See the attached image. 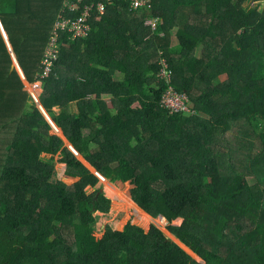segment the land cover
I'll use <instances>...</instances> for the list:
<instances>
[{
    "label": "trees",
    "instance_id": "trees-1",
    "mask_svg": "<svg viewBox=\"0 0 264 264\" xmlns=\"http://www.w3.org/2000/svg\"><path fill=\"white\" fill-rule=\"evenodd\" d=\"M257 1L151 0L135 9L132 0H112L88 37L69 41L61 32L39 102L77 155L94 152V169L49 134L52 125L11 71L0 28V264H264V6L244 7ZM77 14L65 0H0L28 83L39 81L56 24ZM154 18L162 23L152 30L146 22ZM162 61L189 111L162 104ZM57 154L80 178L53 194ZM95 169L135 184L130 200L149 217L164 216L168 233L203 262L162 230L131 222L121 231L108 226L95 249L89 234L111 207Z\"/></svg>",
    "mask_w": 264,
    "mask_h": 264
},
{
    "label": "rangeland",
    "instance_id": "rangeland-1",
    "mask_svg": "<svg viewBox=\"0 0 264 264\" xmlns=\"http://www.w3.org/2000/svg\"><path fill=\"white\" fill-rule=\"evenodd\" d=\"M255 3L261 7L264 6V4H261L260 2H246L244 7H253V5H255ZM155 23V24H154ZM162 23V20L160 19H149L146 24L148 25H152V26H158L159 24ZM172 35H174V32L172 33ZM15 65L17 66V68L19 69V65L17 63V60L15 59ZM19 73L20 75H23L21 69H19ZM78 87L75 88V93H79L82 90V85H80L79 83L77 84ZM40 85H38L39 87ZM33 84H29L27 85V91L31 94V92H33L32 90ZM34 93V92H33ZM35 94V93H34ZM32 96V95H31ZM33 97V96H32ZM38 101H39V97L36 95ZM100 95H95L93 97V101L94 103L97 102L98 99H100ZM34 99V97H33ZM36 102V99H34ZM37 103V102H36ZM81 104L86 107L88 105L87 99L81 100ZM42 116V115H41ZM49 134H58L56 129H53V131H50ZM67 146V145H66ZM94 152H89V153H85L84 155H80L79 159L83 162V160L86 161L87 163V158ZM51 156L48 155V157ZM58 160V154L55 155V162H54V171L48 181V189L51 193H55L56 190L58 188L61 187H67L70 186L72 184H74L75 182H77V179L79 178L78 176H75V178L70 177L71 175L68 172V169L63 165V164H59L57 163ZM83 164L85 165V163L83 162ZM83 165V166H84ZM73 176L75 174H72ZM251 179V178H250ZM112 183V184H110ZM135 186V184H128L127 182H125L124 180L121 179H115L113 182H111L109 179H106L105 181H100L97 188L101 187L102 189L100 191L104 192V194L110 198L111 200V207L110 210L107 214H99L98 216L100 217L98 222L96 223V232L91 231L89 234V238L90 241L92 242V244H94V248L96 249L97 246L102 243L103 241L105 242L106 240H108V234L105 231L106 228L109 226L112 229H114L115 231H121L123 230V228L125 227V225L129 222H131L134 225H138L142 228H144L145 230H150L153 226L162 230L163 232L166 233L167 235V225L169 224L168 220L166 219L165 223L163 220H160V217L158 218H153V217H149L148 215H145V213L143 211H141V209L139 207H137L130 199V190ZM121 190L122 192L125 193V195L127 197H129L128 201L127 199H125L124 194L122 193H118V189ZM112 189L114 192H116L124 201L132 204L133 206H136L135 208H132L131 206H129V204H122L123 201L119 200L116 196L113 195V193L110 191V189ZM94 191V189L92 188H88V193H92ZM124 196V197H123ZM124 205H126V207H124ZM140 210L146 218H148L149 220L144 222L141 221L138 216H137V211L136 210ZM162 216V215H160ZM152 218V219H151ZM182 222V220L180 219H175L174 220V224L178 225ZM169 236L170 239H172V236ZM85 238L83 237V240ZM90 242V244H91ZM182 246V245H181ZM188 253H190V255L198 260L199 262H203L201 259H197V257L194 255V253L192 251H189V249L187 247L182 246Z\"/></svg>",
    "mask_w": 264,
    "mask_h": 264
},
{
    "label": "built area",
    "instance_id": "built-area-1",
    "mask_svg": "<svg viewBox=\"0 0 264 264\" xmlns=\"http://www.w3.org/2000/svg\"><path fill=\"white\" fill-rule=\"evenodd\" d=\"M111 1L112 0H74L70 3L69 0H65L66 6L69 7L71 11H77L78 14L73 19H65L58 22L55 29H53L43 51L41 72L38 75L39 81L33 83L34 92L38 97L42 92L41 80H44L52 72L56 61L59 59L61 52V32L68 33L66 39L69 41L88 37L91 31V20L96 15L104 14L107 3H111ZM258 2L264 4V0H259ZM132 7L135 9L144 7L151 8V0H132ZM153 27H156V25ZM162 65L160 77L168 79L170 77L168 65L165 61H162ZM38 85L40 86L38 87ZM31 95L35 99L33 92H31ZM162 104L170 108L172 112L190 110L188 96L186 94L174 92L171 86L166 90L162 99Z\"/></svg>",
    "mask_w": 264,
    "mask_h": 264
},
{
    "label": "water",
    "instance_id": "water-1",
    "mask_svg": "<svg viewBox=\"0 0 264 264\" xmlns=\"http://www.w3.org/2000/svg\"><path fill=\"white\" fill-rule=\"evenodd\" d=\"M0 28H1V30H2V33H3V36H4V38H5V40H6V43H7V45H8V47H9V50H10V52H11V54H12V56L14 57V53H13V50H12V47H11V45H10V43H9V40H8V37H7V34H6V32H5V30H4V28H3V26H2V23H1V21H0ZM14 68H17V66L15 65V64H13L12 65V68H11V71L14 69ZM41 104V103H40ZM37 106H38V104H37ZM42 106V105H41ZM44 109V108H43ZM50 124L53 126V124L50 122ZM54 127V126H53ZM65 141V145H67V147L68 148H70L74 153H75V151L73 150V146L69 143V141H68V139H66V140H64ZM76 154V153H75ZM77 155V154H76ZM78 156V158H79V155H77ZM87 164H89L90 165V163L88 162ZM91 166V165H90ZM92 167V166H91ZM93 168V167H92ZM94 169V168H93ZM90 170V169H89ZM95 171H96V169H95ZM94 171V173L100 178V180H102V181H105L106 180V178H104L103 176H101V174H99L97 171L95 172ZM93 172V171H92ZM102 177V178H101ZM159 217H162V218H164V216H159ZM167 234L168 235H170V236H172L171 234H169L168 232H167ZM172 241H174V242H177V243H179V245L181 246H184V244L183 243H181L176 237H174V236H172ZM185 247V246H184ZM190 251V250H189Z\"/></svg>",
    "mask_w": 264,
    "mask_h": 264
},
{
    "label": "clouds",
    "instance_id": "clouds-1",
    "mask_svg": "<svg viewBox=\"0 0 264 264\" xmlns=\"http://www.w3.org/2000/svg\"><path fill=\"white\" fill-rule=\"evenodd\" d=\"M154 19H158V18H154ZM148 25V24H147ZM148 26H150L151 27V29L152 30H155L156 29V27H153L152 25H148ZM162 53V51H160V54ZM43 56V55H42ZM14 64H15V55H14ZM42 60V59H41ZM18 62V61H17ZM57 62V61H56ZM166 64L168 65V71H169V74H170V77L168 78V79H165V78H162V77H160V71H161V68H162V64H161V68H160V70H159V72H158V74H157V77L160 79V80H162V81H164V82H166L169 86H171V83H172V80H173V70L171 69V67H170V65H169V63L168 62H166ZM55 66V65H54ZM54 69V68H53ZM17 70H18V68H17ZM41 72V71H40ZM40 72H39V74H40ZM52 72H53V70H52ZM51 72V73H52ZM50 73V74H51ZM38 74V75H39ZM49 74V75H50ZM48 75V76H49ZM47 76V77H48ZM21 77L23 78V80L25 81V85H26V89H27V85H29L30 83H28L27 81H26V79H25V77H24V75H21ZM172 87V86H171ZM166 93V92H165ZM180 94H186V93H180ZM187 95V94H186ZM164 96V95H163ZM188 96V95H187ZM189 98V97H188ZM189 107H190V100H189ZM88 163V162H87ZM65 166V165H64ZM66 167V166H65ZM101 181V180H100ZM110 184H112V183H110ZM185 246V245H184ZM186 247V246H185ZM189 249V248H188ZM190 250V249H189ZM191 251V250H190Z\"/></svg>",
    "mask_w": 264,
    "mask_h": 264
},
{
    "label": "bare ground",
    "instance_id": "bare-ground-1",
    "mask_svg": "<svg viewBox=\"0 0 264 264\" xmlns=\"http://www.w3.org/2000/svg\"><path fill=\"white\" fill-rule=\"evenodd\" d=\"M18 63V62H17ZM19 65V64H18ZM19 69H21L20 67H19ZM19 69H18V71H19ZM22 71V70H21ZM23 73V72H22ZM36 99V98H35ZM36 102H37V104H38V108L39 109H41V111H42V113H43V115L45 116V118H46V120L50 123H52V124H54L53 123V121H52V119L50 118V116L48 115V113L45 111V109H43V107L41 106V104H40V102L38 101V99H36ZM53 127V126H52ZM57 127V126H56ZM53 129H55L54 127H53ZM59 134V133H58ZM118 193H121L119 190H118ZM121 195H122V193H121ZM130 201V200H129ZM132 205V204H131ZM135 207V206H134ZM146 215V214H145ZM152 219V218H151Z\"/></svg>",
    "mask_w": 264,
    "mask_h": 264
},
{
    "label": "crops",
    "instance_id": "crops-1",
    "mask_svg": "<svg viewBox=\"0 0 264 264\" xmlns=\"http://www.w3.org/2000/svg\"><path fill=\"white\" fill-rule=\"evenodd\" d=\"M89 99V98H88ZM87 102H88V100H87ZM59 136H61L62 138H63V140L65 139L64 138V136H63V134L62 135H60V134H58ZM71 176H73L72 174H70ZM74 176H77V175H74ZM79 177V176H78ZM80 178V177H79ZM79 178L77 179V181L79 180Z\"/></svg>",
    "mask_w": 264,
    "mask_h": 264
}]
</instances>
